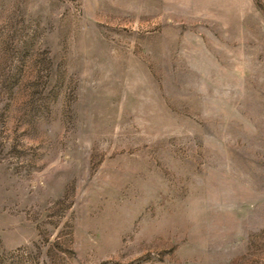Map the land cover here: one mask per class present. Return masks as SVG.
<instances>
[{"label":"rangeland","instance_id":"obj_1","mask_svg":"<svg viewBox=\"0 0 264 264\" xmlns=\"http://www.w3.org/2000/svg\"><path fill=\"white\" fill-rule=\"evenodd\" d=\"M0 264H264V0H0Z\"/></svg>","mask_w":264,"mask_h":264}]
</instances>
